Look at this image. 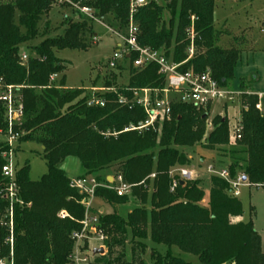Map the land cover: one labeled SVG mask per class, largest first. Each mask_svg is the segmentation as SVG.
Instances as JSON below:
<instances>
[{
	"label": "trees",
	"instance_id": "16d2710c",
	"mask_svg": "<svg viewBox=\"0 0 264 264\" xmlns=\"http://www.w3.org/2000/svg\"><path fill=\"white\" fill-rule=\"evenodd\" d=\"M64 1L73 9L60 0H0V79L21 88L18 92L24 117L16 131L23 134L24 143L41 146L46 163V173L37 182L30 181L27 163L17 174L22 206L14 208V264H68L73 247L71 235L82 230L80 222L84 217L82 196L70 188V179L61 169L69 158L78 160L80 177L94 176L101 184H108L101 173L116 166L113 176L120 174L132 186L131 198L140 204L125 219L116 214L100 215L105 254L97 255L92 264H147L143 259L147 238L153 245L166 248L164 256L150 252L151 264H187L171 254L173 248L195 257L198 264H264L261 238L251 219L247 223L234 221L243 216L242 205L228 195L223 180L210 178L205 200L199 180L180 184V179L170 176L176 166L186 164L187 157L179 149L202 141L209 119L207 112L175 102L171 104L170 120L162 124L160 134L151 128L125 131L139 128L146 117L140 108L120 107L118 96L126 95L128 90L163 88L157 66L133 70L131 63L136 56L131 55L126 87L115 89V93L95 95L103 100V107H88V98L81 97L83 93L79 91L48 87L50 76L55 74L61 75L59 86L65 85V66L55 52L87 51V36H94L93 20L80 15L74 7L91 9L93 17L113 31L124 32L129 20L130 0ZM214 2L147 0L134 16L139 30L138 45L164 49L167 58L181 64L187 59V31L192 27L195 53L178 71L209 72L227 87L241 49L218 46L220 38L226 35L214 29ZM54 7L71 9L78 20L64 16L62 34L48 37L47 24L42 33L40 25ZM165 11L170 15L168 21L163 18ZM39 37L43 39L28 48V61L22 66L21 47ZM250 84L240 82L243 132L226 169L231 178L242 174L249 188L264 190V116L258 109V97L247 93ZM210 127L204 149L213 151L226 146L227 120L215 117ZM5 150L0 144V182L5 164L1 155ZM174 180L177 185L171 191ZM95 198L109 205H123L130 197L119 198L111 190L98 188ZM6 207L7 203L0 198V216ZM60 210H65L68 218H58ZM250 217H255L253 208ZM6 236L0 230L2 254L9 253V247L3 245Z\"/></svg>",
	"mask_w": 264,
	"mask_h": 264
},
{
	"label": "rangeland",
	"instance_id": "374dc122",
	"mask_svg": "<svg viewBox=\"0 0 264 264\" xmlns=\"http://www.w3.org/2000/svg\"><path fill=\"white\" fill-rule=\"evenodd\" d=\"M60 3H67V5L73 9V6L64 0ZM157 3L163 5L160 1H157ZM71 9L54 7L50 13L43 18L40 25V33H42L47 24L48 37L61 35L64 29L62 27L64 16L74 21L78 20L77 14ZM163 15L164 20L168 21L170 17L169 13L165 11ZM213 18L214 29L226 35L220 38L218 46L223 49H230L235 46L241 49L240 60L234 70L233 79L227 88L235 93L240 92V82L244 80L245 82H251L249 86L251 91L259 93L258 95L260 97L264 96V0H215ZM106 26L104 22L101 23L97 19L92 21L91 29L93 35L96 37L87 36V41L90 45L87 51L64 50L55 52L57 60L65 66V71L62 73L63 76H65V85L63 87L59 86L58 79L56 82H49V88H58L62 91L76 90L83 93L81 97L85 96L91 99L93 95L104 94V89H117L128 84L129 72L127 66L123 67V70H118L114 73H111L112 71L108 68V59L116 49L119 41L111 33V29ZM42 39L43 38L39 37L31 43L23 45L21 47V52L29 55L30 51L28 48L38 45ZM254 76H256V80L253 79ZM108 85L110 86L108 87ZM260 92L263 93V95H261ZM235 102V106L233 105L229 112L228 109H226L225 112L221 113V111L224 110L221 104L212 106L209 119L206 122L202 141L195 143L192 147H183L179 149L186 155L187 161L182 167L176 166L173 170L180 168L192 169L193 166L194 168H202L199 171V175L202 180L201 188L205 195V200L209 194L211 178V174L205 167L212 166L215 172L227 167L232 163L231 151L238 147V142L233 141L229 131L231 127L237 124L242 125L241 112L243 107L241 97ZM217 113H221V115H213ZM215 117L225 118L227 120V145L216 147L213 153H207L206 149H204L205 139L211 132V121ZM21 139L14 149V164L21 169L24 164L27 163L29 165L28 177L30 181L37 182L46 173V163L43 159L42 148L34 142L24 143ZM77 167H79V163L78 160L74 158L67 159L64 166H62L65 175L68 177H72L78 173L79 170ZM116 170V166H112L110 170L101 173L100 177L103 178L107 174L112 175ZM81 175L82 171L80 172V176ZM238 192L239 201L243 209L242 221L247 223L251 219L254 229L259 232L264 242V190L262 188H249L247 185L242 184ZM97 199L98 198L92 201V207L94 209L104 206V215L116 214L124 219L134 207L140 206L139 202L131 197L127 200V203L123 205H109L101 201V199L100 201ZM205 204L206 201L202 203L203 206H205ZM149 208L150 204L148 202L147 209ZM250 208L254 209L255 217H250ZM61 212L67 214L65 210H60L57 214L58 218ZM2 215L0 219L3 217ZM130 239L126 244L127 260H130ZM144 243L146 244L147 250L143 259L147 264H151L149 254L152 250L157 251L162 256L165 255L166 248L164 246L153 245L149 238H147ZM99 245L102 244L91 242V246L97 247ZM100 249L103 250V254L99 256H103L105 254V248L100 246L97 250ZM171 254L173 256H178V258L184 260L187 264H198L195 257L183 254L176 248L171 250Z\"/></svg>",
	"mask_w": 264,
	"mask_h": 264
},
{
	"label": "built area",
	"instance_id": "2783aa9c",
	"mask_svg": "<svg viewBox=\"0 0 264 264\" xmlns=\"http://www.w3.org/2000/svg\"><path fill=\"white\" fill-rule=\"evenodd\" d=\"M145 5L146 0H130L129 20L124 32L111 30V33L118 39L119 44L108 59V68L112 71L111 73L123 69L125 66L128 69L130 56L135 55L136 58L132 61L131 68L139 71L150 65L157 66L158 75L163 79L164 85L163 88L128 90L126 95L118 96L117 104L120 107L127 109L140 108L146 117V120L139 128H130L125 131L151 128L160 134L162 124L170 120L171 104L175 102L209 113L215 104H221L223 107H226L240 98V92L235 93L227 87L220 85L209 72L195 73L192 70H188L185 73H180L178 71L182 65L193 58L195 53L192 27L187 31V39L190 41L186 51L187 59L181 64H174L167 58L164 49L152 50L148 47L139 46L137 41L139 30L134 21V16ZM74 9L80 15L93 21L96 20L93 17L91 9L78 7H74ZM27 61L28 55L21 53L20 64L25 66ZM60 76L59 74L50 76L49 82H56ZM20 89L17 86L7 85L3 79H0V144L6 148L1 155L5 164L1 169L0 198L7 203V207L2 215L3 217L0 219V230H4L7 233L3 245L9 247L8 254H2L0 249V264H14V208L22 206L17 182V174L20 169L14 164L13 154L23 135L16 131V128L21 125L24 117V107L18 92ZM104 90L105 93H115V88ZM103 105V100L95 95L87 100L88 107H103ZM229 131L234 142L241 140L242 125L237 124L231 127ZM208 171L213 176L224 181L230 197L234 199L238 198L239 187L242 184H246V182H242L244 178L242 174H237L234 178H231L227 169L215 172L212 167H209ZM170 176L177 177L181 181H193L194 177L191 172L181 168L172 170ZM107 183H98L94 176L70 179V188L82 196L81 205L84 208V217L80 222L82 230L74 232L71 235L73 247L67 259L68 264H92L94 257L97 256V249L103 246L104 236L99 228L101 213H94L92 211V201L95 198L96 189L105 188L111 190L119 198L131 197L132 186L124 182L120 174L114 175L112 182ZM176 185L177 180H174L171 191H173ZM59 218L65 219L68 218V215L61 212ZM91 242H97L102 245L94 247L91 246Z\"/></svg>",
	"mask_w": 264,
	"mask_h": 264
},
{
	"label": "crops",
	"instance_id": "0c3cea01",
	"mask_svg": "<svg viewBox=\"0 0 264 264\" xmlns=\"http://www.w3.org/2000/svg\"><path fill=\"white\" fill-rule=\"evenodd\" d=\"M96 36L94 35V38H95ZM253 79L254 80H256V76H254L253 77ZM248 93L249 94H252V95H256L257 97H258V109H259V111H260V113L264 116V96H262V97H260L258 94L259 93H255V92H253V91H251L250 89L248 90ZM260 94L261 95H263V93H261L260 92ZM236 103V102H235ZM235 103H233V104H230V105H227L226 107H223L222 106V108H224V110H222L221 111V113H223V112H225V110L226 109H228V112L232 109V106L234 105L235 106ZM231 108V109H230ZM212 109V108H211ZM211 109H210V111H211ZM210 111H209V113H210ZM209 113H208V115H209ZM221 113H217V114H213V115H215V116H217V115H221ZM212 115V116H213ZM207 151V153L208 152H210V153H213V151H209V150H206ZM66 162V161H65ZM65 162H64V164H65ZM79 163V162H78ZM64 164L62 165V166H64ZM62 166H61V169L64 171V167L62 168ZM209 167H212V166H206L205 168L207 169V171H208V168ZM78 168V173H76L74 176H72V177H68L69 179H75V178H79L80 177V166L79 167H77ZM181 169H184V168H181ZM202 168H200V167H195L194 168V166H193V168L192 169H185V170H187L188 172H191L193 175H194V177H193V181L194 180H199L200 182H201V184H200V187H201V185H202V180H201V176L199 175V171L201 170ZM223 169H226V167L225 168H223ZM222 170V169H221ZM209 172V171H208ZM64 173H65V171H64ZM211 174V173H210ZM240 174V173H239ZM213 175L211 174V177H212ZM112 178H113V174L111 175V174H107L106 176H105V179L107 180V182H109V183H111L112 182ZM245 185H247V183L245 184ZM202 189V188H201ZM238 191H239V189H238ZM95 200H96V198H94ZM238 200H239V192H238V198H237ZM98 200V199H97ZM94 201V200H93ZM99 201H100V199H99ZM102 201V200H101ZM93 203V202H92ZM92 211L95 213V212H99V213H101V215L102 214H104V206H100V207H98L97 209H94L93 207H92ZM130 213V212H129ZM235 222H243L242 221V217L241 218H238V219H236V220H234ZM256 231V230H255ZM257 232V231H256ZM258 233V235L260 236V238H261V249H262V251L264 252V248H263V245H264V242H263V240H262V236L259 234V232H257ZM175 256V255H174ZM175 257H178V256H175Z\"/></svg>",
	"mask_w": 264,
	"mask_h": 264
},
{
	"label": "water",
	"instance_id": "95a60500",
	"mask_svg": "<svg viewBox=\"0 0 264 264\" xmlns=\"http://www.w3.org/2000/svg\"><path fill=\"white\" fill-rule=\"evenodd\" d=\"M242 182H246V179H245V178H243V179H242ZM180 184H183V182H182V181H180ZM96 254H97V255H101V254H103V250H102V249H100V250H97V251H96Z\"/></svg>",
	"mask_w": 264,
	"mask_h": 264
}]
</instances>
